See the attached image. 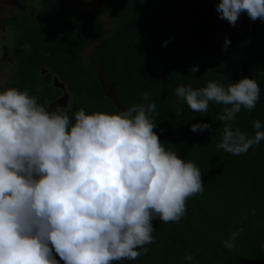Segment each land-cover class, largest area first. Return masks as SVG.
Wrapping results in <instances>:
<instances>
[{
	"label": "trees",
	"instance_id": "obj_1",
	"mask_svg": "<svg viewBox=\"0 0 264 264\" xmlns=\"http://www.w3.org/2000/svg\"><path fill=\"white\" fill-rule=\"evenodd\" d=\"M98 1L99 8L93 9L85 0H43L39 25L32 21L25 33L51 39L50 46L22 60L19 80L11 87L27 89L45 106L36 91L43 65L50 69L45 83L52 72L74 78L75 111L119 112L96 78L99 65L126 108L143 103V93H149L162 143L199 167L203 193L188 199L179 222L154 220L155 242L126 264H189L184 260L188 253L190 264H264V140L241 155L218 149L224 122L217 115L222 106L210 103L201 115L175 95L181 84L197 88L212 80L227 86L250 77L260 85V99L251 112L241 109L232 126L253 136L252 122L259 120L264 129V21H251L242 13L232 26L216 11L219 0ZM104 14L113 19L111 27L104 23ZM226 37L230 45L225 49ZM90 40L96 46L86 62L80 50ZM194 65L199 71L191 73ZM178 108L182 115L176 114ZM204 122L210 130L191 131L192 124ZM239 229L243 231L235 248H225L223 241Z\"/></svg>",
	"mask_w": 264,
	"mask_h": 264
},
{
	"label": "clouds",
	"instance_id": "obj_2",
	"mask_svg": "<svg viewBox=\"0 0 264 264\" xmlns=\"http://www.w3.org/2000/svg\"><path fill=\"white\" fill-rule=\"evenodd\" d=\"M216 11L232 26L242 13L264 21V0H219ZM229 45L226 37L224 48ZM175 95L201 115L210 103L222 106L218 149L241 155L264 140L259 120L252 122L253 136L232 126L241 109L251 112L260 99L255 79L181 84ZM143 101L115 113L80 108L73 120L70 105L50 111L27 89L0 90V264L136 261L155 242L154 220L182 219L188 199L204 191L202 172L165 147L155 131L156 104L147 92ZM242 231L231 232L224 247L234 249ZM184 260L190 264L191 253Z\"/></svg>",
	"mask_w": 264,
	"mask_h": 264
},
{
	"label": "flooded vegetation",
	"instance_id": "obj_3",
	"mask_svg": "<svg viewBox=\"0 0 264 264\" xmlns=\"http://www.w3.org/2000/svg\"><path fill=\"white\" fill-rule=\"evenodd\" d=\"M51 2H53V0H51ZM42 10H43V4L40 0H32V1L30 0H0V32L1 30L6 28L4 27V20L8 21L10 19H15V16H16L17 19L15 20L19 22V27H17L19 35L17 34V38L15 39V42L13 44H8L6 41H4L0 34V90H2L4 87H11L12 85H15V83L19 80V74H20L19 70L21 67V62L22 60H24L25 57L29 55L33 56L32 53H35V51L37 50L41 51L45 48V46H50L51 39L46 38V41H45V39L42 37L35 38L33 35L27 36V34L25 33V26H27V28H30L32 27L31 25H34V24H31L33 23L32 21H35L32 18L33 11H36L35 13L37 14L36 15L37 24L39 25L38 15H40ZM57 36H58V33L53 38V42L55 44L57 43L56 42ZM89 43H92V44L95 43V44L93 45V47H91V50L89 51V57H87L85 53H86V47ZM95 46H96V42L93 40L92 41L90 40L80 50L84 61L86 62L91 61L92 52ZM80 63L81 62L78 63L79 66L82 65ZM97 66L99 65L95 64L96 78L98 80ZM49 73H50L49 67H45L43 65L39 66V72L37 73V77H38V81H40L41 83H37L36 85L38 89L36 90L37 95L39 97H43L46 108H48V105L52 101H59V103L61 104L60 107H57L55 109L66 108L70 105L72 109L70 113H71V116H73L75 107L78 105V103L76 104V101H75L76 91H75V85H74V78L72 76H69L70 77L69 79H64V78H61L58 72H52L51 80L45 83L44 77L45 75H48ZM79 74L81 77L82 71H79ZM104 74L109 82V79L105 72ZM113 91L115 93L114 89ZM51 96H53V98ZM119 100L121 101L120 98Z\"/></svg>",
	"mask_w": 264,
	"mask_h": 264
},
{
	"label": "water",
	"instance_id": "obj_4",
	"mask_svg": "<svg viewBox=\"0 0 264 264\" xmlns=\"http://www.w3.org/2000/svg\"><path fill=\"white\" fill-rule=\"evenodd\" d=\"M85 3L90 6L93 9H98L100 6V3L98 0H85ZM103 20L105 23L109 22V17L108 15H104ZM95 43H89L86 47V56L89 57V51L91 50V47H93ZM97 76H98V81L101 84L103 93L106 97H108L114 104V106L119 110H124L126 107L125 105L119 100V98L115 95L112 87L110 86L104 71L97 66ZM6 78V77H5ZM57 84V83H56ZM61 104L59 103V101H52L49 105H48V110H53L57 107H60ZM57 260H59V256H56Z\"/></svg>",
	"mask_w": 264,
	"mask_h": 264
},
{
	"label": "rangeland",
	"instance_id": "obj_5",
	"mask_svg": "<svg viewBox=\"0 0 264 264\" xmlns=\"http://www.w3.org/2000/svg\"><path fill=\"white\" fill-rule=\"evenodd\" d=\"M40 1L43 2V0ZM35 12L36 11H33L32 18L35 20V22H37V16H36L37 14ZM15 19H17L16 16ZM15 19H10L8 21L4 20V27L6 28L1 30L0 32L2 39L6 41L8 44H13L15 42V39L17 38V34L19 35V32L17 30V27H19V22H17ZM113 264H126V262L117 261V263L113 262Z\"/></svg>",
	"mask_w": 264,
	"mask_h": 264
}]
</instances>
